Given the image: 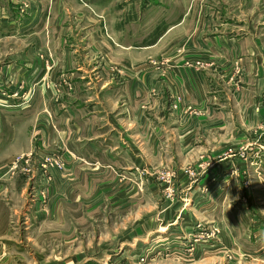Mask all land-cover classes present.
I'll use <instances>...</instances> for the list:
<instances>
[{
  "label": "crops",
  "instance_id": "crops-1",
  "mask_svg": "<svg viewBox=\"0 0 264 264\" xmlns=\"http://www.w3.org/2000/svg\"><path fill=\"white\" fill-rule=\"evenodd\" d=\"M29 1L30 5L23 0H0V43H25L19 57L13 55L2 68L0 77L16 82L7 89L25 83L27 92L21 100L3 92L4 86L0 88V170L7 166V155L14 158L26 150L73 155L76 181L67 200L74 202L99 199L97 192L103 185L109 186L113 200L145 199L146 191L160 197L155 180L145 181L141 172L157 174L162 167L208 169L200 176L203 183L210 179L213 166L218 176L233 167L231 181L241 186L235 169L238 175L241 163L252 169L253 157L241 162L229 153L237 152L243 138L255 144L250 146L249 157L264 152V44H258L264 34H254V22L250 32L245 31L241 9L238 16L226 12L228 8L220 12L209 0ZM254 6L256 0L248 9ZM193 7L209 8L213 13L194 16ZM233 7L238 6L229 8ZM71 19L78 21L79 31L70 32ZM191 20L194 31L173 34ZM229 23L231 32L226 31ZM176 41L185 42L180 49L184 55L172 47ZM196 60L195 67L189 65ZM67 82L73 87V100L59 98L58 88H66ZM242 89L249 95L243 100L245 107H241ZM177 96L182 100H173ZM173 101L178 102V111L171 109ZM189 105L198 106L201 112L183 114L181 109ZM257 136L263 138L257 140ZM2 177L0 186L13 182V176ZM262 181L257 179V184L263 185ZM145 182V191L140 192L138 185ZM179 182L186 183L183 174ZM94 188L97 192L89 197ZM235 189L230 196L234 215L243 208ZM226 194L220 197L230 198ZM247 209L243 217L254 216ZM229 212L232 209L224 211ZM250 221L264 233V221ZM220 225L229 236L240 234L230 222ZM240 236L230 243L226 237L225 246L212 245L203 263H213V248H232L234 254L241 250ZM250 245L251 260L264 264V236ZM241 260L233 258L232 263Z\"/></svg>",
  "mask_w": 264,
  "mask_h": 264
},
{
  "label": "rangeland",
  "instance_id": "rangeland-1",
  "mask_svg": "<svg viewBox=\"0 0 264 264\" xmlns=\"http://www.w3.org/2000/svg\"><path fill=\"white\" fill-rule=\"evenodd\" d=\"M199 1L195 0V3ZM252 1L209 0L210 4L221 8L220 12L228 8L226 12H236L238 16L241 9L245 31L249 33L254 22V34L261 31L264 34V0H256L257 7L248 9ZM23 2L30 5L31 1ZM232 4L238 7L229 8ZM209 10L193 7L191 11L194 16H208ZM243 10L247 18H244ZM210 12L213 13L211 10ZM70 22V32L80 30L81 26L76 19H71ZM188 23L173 34L183 36L194 31L195 22L191 20ZM226 26V31L231 32V23ZM261 40L258 44H264V35ZM184 43L176 41L172 43L176 46L170 45L184 55L185 52L180 51L183 50ZM24 44L18 41L0 43V71L10 64L13 55L15 58L19 57L20 50L25 48ZM74 44L77 45L76 42ZM40 49L38 48V51L41 52ZM197 62L198 60L189 65L195 67ZM46 63L52 66L49 60H46ZM4 77H0V88L4 86L2 91L22 100L27 94L26 84L20 83L15 90L7 89V86L16 85V82ZM101 82H104V79ZM70 84H67L66 88H58L59 98L64 96V100H73L74 90ZM99 85L102 87L100 83ZM32 86L36 88L35 84ZM243 91L242 89L240 94L241 107L246 106L243 100L249 98ZM180 99L181 96H177L173 100ZM170 107L173 111L179 110L177 101H173ZM181 112L198 115L201 111L198 106L189 105L182 108ZM256 129H259V125ZM262 138L256 137L257 140ZM239 145L236 147L237 152L231 151L230 156L240 159L241 162H248L253 157L255 162L252 169L247 163H241L240 175L236 167L241 186L239 183L234 186L231 181L233 167L226 168L225 172L221 171L218 176V169L215 168L217 166H213L207 183L201 182L200 176L208 169L186 167L176 170L162 167L157 174L141 172L145 181L150 177L155 180L160 197H153L146 191L145 199L137 198L129 202L111 199V189L105 185L99 187L98 192L94 188L89 196L92 197L97 192L99 199L80 202L67 200L73 192V182L76 181L71 168L73 155L68 154L69 157H66L48 149H45L44 153L26 150L18 152L14 158L11 157L12 163H9L11 158L7 155V166L0 170V177L9 175V178H14L13 182L4 181L0 186V264H206L202 260L206 259L212 245L225 246L222 242L226 237L229 238V243L232 239L238 241L240 234L241 250L235 251L234 254L232 248H219V251L213 248L216 251L213 250L214 254L210 255L214 256L210 259L213 261L210 264H234L233 258L242 259L240 264H259V261L250 258L253 249L250 244L251 241L264 236V233L261 226L250 220L264 221V152L249 157L250 146L253 145L254 148L255 144L248 142L247 138H243ZM40 168L42 179L39 176ZM11 169L13 171H10ZM219 170H222L220 166ZM181 173L186 178L184 184L179 182ZM257 179L263 180V185L257 184ZM147 184L145 182L138 185L140 192L145 191ZM234 187L237 196L241 194L237 198H240L243 207L240 214L235 215L231 198ZM253 187H257L256 191L251 190ZM226 193L231 197H220V194ZM248 207L254 211L255 217H243ZM227 209H232V213L226 215L224 211ZM208 211L211 214H208ZM221 221L230 222L231 226L234 225L240 230V234H236V237L231 234L229 236V231L225 233L220 225ZM204 246L205 248H202ZM158 257H167L170 260ZM217 257L224 259H216Z\"/></svg>",
  "mask_w": 264,
  "mask_h": 264
}]
</instances>
